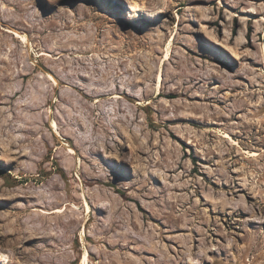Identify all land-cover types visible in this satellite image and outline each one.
I'll list each match as a JSON object with an SVG mask.
<instances>
[{
	"label": "rangeland",
	"instance_id": "374dc122",
	"mask_svg": "<svg viewBox=\"0 0 264 264\" xmlns=\"http://www.w3.org/2000/svg\"><path fill=\"white\" fill-rule=\"evenodd\" d=\"M84 259L264 264V0H0V264Z\"/></svg>",
	"mask_w": 264,
	"mask_h": 264
},
{
	"label": "bare ground",
	"instance_id": "6f19581e",
	"mask_svg": "<svg viewBox=\"0 0 264 264\" xmlns=\"http://www.w3.org/2000/svg\"><path fill=\"white\" fill-rule=\"evenodd\" d=\"M160 12H164V10L162 9V7H158ZM10 32V31H9ZM17 37H19V35H17ZM168 57V56H167ZM169 59V58H168ZM162 80V77H160V81ZM226 138V137H225ZM61 212V211H60ZM83 264H88V259H84L83 260Z\"/></svg>",
	"mask_w": 264,
	"mask_h": 264
}]
</instances>
